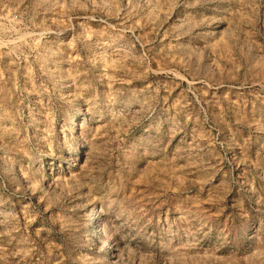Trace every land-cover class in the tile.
<instances>
[{
  "label": "rangeland",
  "instance_id": "rangeland-1",
  "mask_svg": "<svg viewBox=\"0 0 264 264\" xmlns=\"http://www.w3.org/2000/svg\"><path fill=\"white\" fill-rule=\"evenodd\" d=\"M0 264H264V0H0Z\"/></svg>",
  "mask_w": 264,
  "mask_h": 264
},
{
  "label": "bare ground",
  "instance_id": "bare-ground-1",
  "mask_svg": "<svg viewBox=\"0 0 264 264\" xmlns=\"http://www.w3.org/2000/svg\"><path fill=\"white\" fill-rule=\"evenodd\" d=\"M92 215H94V218L92 220H90V224L91 225H95L94 226V228H95L94 234L97 235V231L100 230V225H99V215H100V213L95 212Z\"/></svg>",
  "mask_w": 264,
  "mask_h": 264
}]
</instances>
